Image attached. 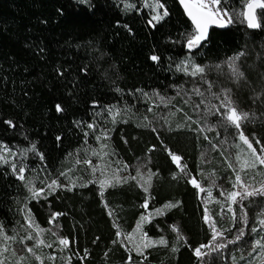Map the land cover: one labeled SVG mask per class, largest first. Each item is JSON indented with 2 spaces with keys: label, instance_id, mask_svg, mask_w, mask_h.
Segmentation results:
<instances>
[{
  "label": "trees",
  "instance_id": "trees-1",
  "mask_svg": "<svg viewBox=\"0 0 264 264\" xmlns=\"http://www.w3.org/2000/svg\"><path fill=\"white\" fill-rule=\"evenodd\" d=\"M247 2L222 0L232 22L189 49L195 31L176 0H159L168 15L156 22L148 0H0V143L21 155L15 171L0 165V226L22 231L29 215L69 241V264H212L216 255L226 264L227 248L247 236V200L264 199V188L235 202L236 219L223 221L218 203L207 210L199 189L216 187L224 201L243 145L234 128L202 129L194 97L186 103L183 96L192 86L205 88V80L217 93L227 90L248 114L240 131L264 148V9H256L259 27L249 28L239 15ZM185 59L207 69L203 80L181 70ZM228 61L232 70L219 66ZM102 132L112 169L149 171L147 190L130 178L101 188L84 176L78 159H88ZM170 153L181 157L180 166ZM76 166L72 188H47ZM159 209L143 232L165 243L136 254L121 237ZM213 225L218 233L244 234L213 242ZM210 242L226 246L201 248L198 257L194 250Z\"/></svg>",
  "mask_w": 264,
  "mask_h": 264
},
{
  "label": "rangeland",
  "instance_id": "rangeland-1",
  "mask_svg": "<svg viewBox=\"0 0 264 264\" xmlns=\"http://www.w3.org/2000/svg\"><path fill=\"white\" fill-rule=\"evenodd\" d=\"M148 1L151 5L155 4L153 0ZM244 11H246V4L244 8L239 12V15L243 17L241 13ZM157 12L160 13L159 8H157L156 12H154V15H156ZM255 16L257 22L258 15L255 13ZM222 19L226 25L230 24L227 23L228 17H223ZM191 65L195 64H193V62L189 59H185L181 64V70L184 71V68L187 67V71L190 73L192 71ZM223 65L227 66L230 70L233 69V64L231 63V61H228L219 66L222 67ZM219 66H215L214 68ZM203 69L204 72L207 71L206 68ZM204 75L205 73L197 74L195 76L200 80H203ZM205 82V88L201 85L192 86L193 91H189L188 93L186 91L187 95L183 96L186 103L188 101V97H194L192 98L195 99V106H193V111L197 117V120L202 121V129L209 130V128H217L219 125L224 128V130L228 128L236 129L233 125L225 124L221 120V117L219 115L209 114L210 112H215V109L212 108V105L219 106L221 100L217 97L222 98L224 91L222 93H217L212 90V85L209 81L205 80ZM186 89H188V87H186ZM197 89L200 93H202V95L196 94L195 90ZM201 101H203V103H201ZM234 106L239 113H245L235 104ZM109 116L111 118H114L115 113L110 112ZM244 121L245 120L241 121V125ZM236 130L238 132L240 131L238 129ZM100 138L101 139L99 143L93 149L88 159H78V162H80V164L84 166V176L96 181L101 188H105L116 183H121L125 179L130 178L135 180L137 184L144 190L148 189L151 179L148 183H145L144 181L148 180L149 175H151L152 177V174L149 171H139L140 176H137V171L133 173L123 172L122 174L118 171L113 170V165L110 164L112 160L109 158L106 144L103 141V139L106 138L105 132H102V134H100ZM231 142H233L231 141V139H229V141L225 139L224 141V143H228V145L232 144ZM249 142L252 143L250 140ZM238 143L239 142H236L235 144L238 145ZM241 143L243 145L242 149L240 147V149H238V147L236 146V149L239 150L236 152V156L238 159V171H240L238 175L241 177V180L243 181L245 187H240L239 185H237L231 192L239 191L244 198L247 197V195H244L246 192H253L254 194L255 192L264 188V164H260L259 161L256 160V157L252 155V151L248 149V146L242 141ZM252 146L256 150L257 155H264V153L259 151L258 148H255L253 143ZM211 149L214 150V148ZM20 156L21 155L19 154L17 149H11L10 147L0 143V157H2V159H0V165L10 164L12 166L14 164V158ZM86 161H90V163H85ZM71 172L77 173V166L75 169H72V171L67 169L65 172L58 174L57 177L53 180L57 183L55 185H52L51 181L48 184L47 188L49 190H55L57 187L72 188L76 183L77 177L73 176ZM247 173L248 178L245 176ZM236 176L234 184L236 183ZM101 181H104L105 183L102 185ZM49 185H52L51 188L49 187ZM210 186L215 185L211 184ZM197 188L199 189L200 187ZM214 188L216 187H208L205 191H201L199 189L200 197L204 206L207 208V210H209L213 203H218L221 207V210H219V216L223 221H228L229 218H232V220L233 218L236 219L238 217V214L236 213V208L234 206L235 203L227 198V193L225 194L224 201L219 199L217 197V193L214 191ZM209 191L211 192V195H209ZM36 192H39V194H41L42 191ZM240 198V196L236 197V201ZM229 208H231L232 210L229 211ZM246 209L248 215H250L251 218L250 223L247 227V236L238 243L230 244V246L226 250V264H264V224H261V220H264V199L259 198L254 200H247ZM162 211V209H159L156 212L148 213L146 216L140 217L136 222L133 230L128 235L122 236L121 241L124 242L133 252L139 255H143L148 247L162 244L160 243L161 240L148 238L143 232V225L149 222L154 215L160 214ZM29 222L31 223L32 227H29ZM210 223H212L211 219ZM252 227L257 231H252ZM230 230L231 229H229L228 231L221 230L219 233H222V235L224 236H233L236 239V236L239 235L240 231L238 229L236 230V228L231 232ZM37 231H40V234L37 238L32 240L25 239V237H27L28 235H32L35 237ZM5 236L15 237V240H9L6 243ZM232 238H230V240ZM21 240H23V243L20 242ZM39 240H42L44 243L39 244ZM58 241L59 238L55 236L53 230L50 229L48 231L47 229L37 226L36 224H34L29 215H27L26 228L24 230L15 233H9L6 232L5 229H3V232L0 233V261H3L4 264H69V259L64 249L65 246H61ZM257 241H260L261 243L256 247L255 251H253V245L256 244ZM146 244L148 246L144 247V245ZM48 245H51V247H48ZM5 247H7V251L4 250ZM28 248H33V251L28 252ZM13 253H15V255H13ZM211 263L220 264V258H218V255L211 259ZM128 264L147 263L144 261H139L131 262Z\"/></svg>",
  "mask_w": 264,
  "mask_h": 264
},
{
  "label": "snow or ice",
  "instance_id": "snow-or-ice-1",
  "mask_svg": "<svg viewBox=\"0 0 264 264\" xmlns=\"http://www.w3.org/2000/svg\"><path fill=\"white\" fill-rule=\"evenodd\" d=\"M181 3L183 4L185 11L187 13V15L190 17V19L192 20V23L195 25V32L194 34H190L187 37V47L189 49H192L196 46H198L200 44V42L205 38L206 34H207V29L209 24H218L220 27H224L226 26L225 22L223 21V17H228L227 23H231L232 22V15L229 13V11L225 8V9H221L219 6L222 3V0H181ZM146 7H149L148 4L145 5ZM129 7H131V5H129ZM164 5L159 3V0H156L155 4L151 5V9L153 12H156L157 8H163ZM264 9V2H261V0H249V2L246 4V11L242 12L241 15H243L244 19L247 21L248 27L249 28H256L259 27V25L256 22V16H255V10L256 9ZM168 13L167 11L163 12V15H161L160 13L157 12L156 15H154L152 17V20L155 21H159L161 19H163L164 16H167ZM152 20L149 21V23L152 22ZM153 60H157L158 58L156 56L152 57ZM235 59V58H234ZM191 69L192 71L189 73L187 71V67L184 68V71L186 72V74H190L192 76H195L197 74H202L204 72V69L201 68L198 65H191ZM235 71V69H234ZM196 94L198 95H202V93L199 92V90H195ZM218 99L221 100L219 106L217 105H212V108L215 109V112L212 113L210 112L209 114H216L219 115L221 117V120L225 123V124H229V125H233L235 126L236 129L240 130L241 129V121L242 120H246L248 118V114L244 113L241 114L238 112V110L236 109V107L234 106L230 96L228 95V91L225 90V93L223 94V97H217ZM201 103H203V101H201ZM57 110H60L59 105L57 106ZM89 128H93L94 125L89 124L88 125ZM209 130H212L211 128H209ZM239 135V139L248 146V149H250L252 151V155L256 157V160L259 161L260 164H264V155H257L256 154V150L253 148L252 143L249 142L248 138L244 135L243 131H239L238 132ZM99 139V138H98ZM205 139H208L207 137H205ZM257 143H259V141H257ZM213 147H215V145H213ZM261 152L264 153V148L261 149ZM171 158L174 162L177 163L178 166L179 165V161L181 160V157L178 155H174L171 154ZM0 159H2V157H0ZM85 163H90V161H86ZM231 166V165H230ZM13 170H16V165L13 164L12 165ZM184 168L181 166V171H183ZM25 169L23 167L19 168V173L21 174V178H23V173H24ZM137 176H140L139 170H137ZM151 179V175H149L148 180H145V183H148ZM57 182L56 181H52V185H55ZM105 182L101 181V184L103 185ZM190 183H192L194 186L196 187H200L199 184H197L195 178H192L190 180ZM213 184H215V181H213ZM52 185H49V187L51 188ZM237 185H239L240 187H245V185L243 184V181L241 180V177L239 175L236 176V183L233 184V188H235ZM147 190V189H145ZM201 191H204L203 188L200 189ZM42 191V190H40ZM33 195L38 196L39 192H33ZM209 195H211V192L209 191ZM221 195H225V193L223 191H221ZM244 195L247 196H251L253 195V192H246ZM227 198L230 199L233 203L236 202V197L240 196L241 199H243V195L239 192V191H233V192H229L226 194ZM145 207L147 206V204L145 203L144 205ZM229 211H231L232 209L229 208ZM53 220L55 219V214L53 215ZM205 221H208V215H207V210L205 212ZM261 224H264V220H261ZM29 227H32L31 223L29 222ZM213 236H212V241L215 242L217 240V236H222V233H218L215 229V226L213 225ZM175 230V229H174ZM42 231V230H40ZM40 231H37L36 236H32V235H28L27 237H25V239L28 240H32L35 239L39 236ZM252 231H257L255 228L252 229ZM3 232V227L0 226V233ZM243 230H241V232L239 233V235L237 236V240L240 239L241 236H243ZM119 235V233H118ZM9 240H15V237H7L5 236V242L7 243V241ZM21 243H23V240L20 241ZM59 244L61 246H67L69 241L67 239H59ZM231 242V241H229ZM39 244H43L44 242L42 240L38 241ZM160 243H165V241H163V239H161ZM260 241H257L256 244L253 245V251H255L256 247L260 245ZM148 245H144V247H147ZM213 247L216 250H219L223 247H225L226 245L223 243H212L210 242L209 245H201L200 247L196 248L195 254L199 257L201 256V248L204 247ZM48 247H51V245H48ZM5 251H7V247H5L4 249ZM28 252H32L33 248H28L27 249ZM13 255H15V253H13ZM0 264H4L3 261H0Z\"/></svg>",
  "mask_w": 264,
  "mask_h": 264
},
{
  "label": "water",
  "instance_id": "water-1",
  "mask_svg": "<svg viewBox=\"0 0 264 264\" xmlns=\"http://www.w3.org/2000/svg\"><path fill=\"white\" fill-rule=\"evenodd\" d=\"M176 1L178 2V4L180 5V7L182 8V10H183V12H184L186 18L189 20V22L191 23V25H192V27H193V29H194V31H195V25L192 23V20H191L190 17L187 15L184 6H183V4L181 3V0H176ZM255 11H256V10H255ZM246 22H247V21H246ZM211 28H222V27H220L218 24H209L208 29H207V34H208V31H209ZM207 34H206V35H207Z\"/></svg>",
  "mask_w": 264,
  "mask_h": 264
},
{
  "label": "flooded vegetation",
  "instance_id": "flooded-vegetation-1",
  "mask_svg": "<svg viewBox=\"0 0 264 264\" xmlns=\"http://www.w3.org/2000/svg\"><path fill=\"white\" fill-rule=\"evenodd\" d=\"M255 13L257 14V11H255Z\"/></svg>",
  "mask_w": 264,
  "mask_h": 264
}]
</instances>
